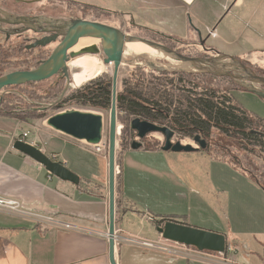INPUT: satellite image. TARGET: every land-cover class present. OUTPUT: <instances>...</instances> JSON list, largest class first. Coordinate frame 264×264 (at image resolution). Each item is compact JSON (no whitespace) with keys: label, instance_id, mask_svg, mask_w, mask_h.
<instances>
[{"label":"crops","instance_id":"0c3cea01","mask_svg":"<svg viewBox=\"0 0 264 264\" xmlns=\"http://www.w3.org/2000/svg\"><path fill=\"white\" fill-rule=\"evenodd\" d=\"M118 1L119 7L109 9L135 13V7L150 5L160 10V20L163 21L175 15L168 16L170 11L177 13L174 17L179 18L181 14L178 13H183V16L189 15L194 20L203 21L202 17L205 18L211 10L219 18L226 10L224 6L227 3V0H193L191 3L185 0ZM244 4L245 0H234L225 14L233 11L232 7L239 8ZM122 6L126 9L120 8ZM219 22L222 24L223 19ZM231 22L224 26L225 30L236 33L235 28H231ZM250 23L254 31L260 22L253 15ZM26 124V121L18 118L0 115V197L17 200L21 206L20 212L0 209V264H111L108 182L94 187L87 179H81L79 185L63 181L42 164L17 150L14 143L22 137L23 132L29 133L26 141L35 145L34 137L28 139L31 132L26 129ZM38 147L45 150L42 146ZM196 152L208 165L202 173L198 168L197 174L193 172L194 176L199 177L193 176L199 185L214 190L213 193L217 195L222 192L232 204L228 185L231 182L236 189L239 186L241 189L249 188L253 196L250 195L257 201L256 206L252 204V207L234 209V212L228 209V215L234 216L235 222L230 223L225 234L228 241L236 239L239 245L229 242L230 250L222 258L207 253L174 255L156 248L153 243L158 242L161 235L157 231L153 235L156 221L162 217H172L186 224L187 218L193 222L192 211L185 213L186 204L191 210L188 198L203 209L205 196L200 191H194V187H185L187 177L176 164V169L171 163L170 167L165 166L164 158H172L166 157L168 151L161 148H129L121 156L116 177L115 249L119 264H264L263 189L230 162L201 150ZM159 160L163 165L160 166ZM160 168L162 172H158ZM220 174L224 185L216 177ZM135 191H146L150 195L148 199L153 198L154 192L157 205L164 201L160 204H167V209L158 207V210L153 211L149 205L153 201L142 204L136 199ZM241 192L239 201L242 204L245 198ZM63 222L81 229L67 230Z\"/></svg>","mask_w":264,"mask_h":264},{"label":"rangeland","instance_id":"374dc122","mask_svg":"<svg viewBox=\"0 0 264 264\" xmlns=\"http://www.w3.org/2000/svg\"><path fill=\"white\" fill-rule=\"evenodd\" d=\"M43 4L37 6L38 11H44L46 14L55 15V16H66L74 18H83L92 21H100L115 27H118L125 34L137 37L141 39L152 40L159 42L172 50L178 51L183 55L190 57H214L216 51L224 52L225 54L232 55L237 57L244 65L250 66L254 71L261 73L264 76V19L262 17L264 4L263 0H245V4L242 7L234 8L229 14H225L227 8L232 5L234 0H227L224 8L226 9L222 12V16L217 18L212 14V11L206 10V14L203 21L194 20L189 15L174 17L177 15L175 11H170L168 16L175 14L173 17H168L167 20H160L162 14L158 8H153V6L147 5L146 7H135V13L117 11L114 7H119L118 0H42ZM122 5V4H120ZM126 9V7H120ZM131 9L130 11H132ZM219 10V9H218ZM251 12H253L251 14ZM167 13H165L166 15ZM260 22L256 30L251 29V18L252 16ZM161 16V17H160ZM223 19L222 24H218L220 19ZM240 18L238 21L237 19ZM180 20V21H179ZM191 23L198 27L203 35L210 33V37L206 42V46L213 48L209 53H204L203 48L198 44L197 33L195 30L190 27ZM237 22L235 23V21ZM167 21V22H166ZM232 21L230 24L233 25L231 28L236 30V33H229L225 30L228 22ZM112 22V23H110ZM262 23V24H261ZM189 26V28H188ZM225 26V27H224ZM174 29V30H173ZM164 33L165 35H171L172 37L179 38V44H172L169 40L161 36H156L155 32ZM196 44V46L187 45V44ZM187 45V46H186ZM102 57V55H98ZM73 58L69 61V72L71 74L70 84L63 83L58 91L51 90L49 95L36 96L30 98V101L37 100V106L43 108L44 113L43 117L40 118H30L26 120V129L31 132L29 140H32L34 137L35 145L44 147V152L52 157L53 159L63 161L67 167L72 171L80 175L81 179H87L94 187L100 186L101 183L108 182V168H109V128H110V109L111 106L107 109L94 108L90 106H83L76 102L63 103L64 98H66L70 92L77 90L82 86L89 84L93 79H90L82 84H78L77 75L82 72L81 68H78V65H74L75 60ZM232 65L231 68L235 70L233 74L245 76L244 79L232 76L223 75V77L216 80V83L222 87H228L230 89H235L237 86L231 84L230 79L234 80L239 84L238 89L234 90V96L236 99L249 111L252 113L264 118V97L253 92L247 86H255L260 91L264 92V86L257 82H253L249 73H245L234 61L229 60ZM179 70V68H174L170 65V62L167 60L157 59L155 61H149L142 57L133 58L130 55L123 56V63L120 66L118 73V86L117 93L120 94L124 90L123 81L129 79L131 82L134 80L135 73H143L146 80H150V77L157 75L161 71H172ZM16 71H11L7 69L4 75H8ZM187 72V71H186ZM245 73V74H244ZM3 75V76H4ZM113 74L104 73L96 78H105L111 81L112 84ZM52 77L42 79L36 84V89L39 91H45L48 89L50 82L53 80ZM50 88V87H49ZM4 91H1L3 93ZM112 92V88H111ZM38 98V99H37ZM62 101V102H61ZM61 103V104H60ZM112 103V101H111ZM1 105V103H0ZM68 109H80V110H93L98 113H101L104 119V132L103 140L101 142V151H97L93 144H90L86 141L75 139L71 136H68L62 132H59L52 128L48 124V119L58 113L66 111ZM117 118L119 124L120 134L117 137V153H116V163L117 167L121 156L124 150L131 148V144L134 140L141 141L143 147H156L158 145L161 148L164 142V136L161 133H152L147 137L140 139L137 137L136 131L131 128L132 116H127L126 113L117 108ZM129 121L128 127L125 126ZM25 121V120H24ZM129 128L132 130L130 132ZM174 141H182L183 144H192L195 148H199V144L194 141L192 137H184L179 133H175ZM209 144H217L218 147H211L213 154L219 156L222 155L226 160H231L239 163L238 165L242 167L245 171L251 173L256 179L264 185V149L260 146L250 145L247 147H242L240 143L235 140H224L221 139L218 133H214L208 140ZM203 151V150H202ZM166 157H172L171 159H165V166L170 167V163L175 168L185 172L187 177L186 188L194 187V191H200L203 193L205 203L203 209L197 207L194 201H188L191 203L188 207L191 210H188L187 204L185 206V213L192 211V220H188L189 225L211 230L215 232L224 233L229 229L230 223L235 222V217L228 215V209H231V212H234V209L252 207L257 205V201L252 196V191L249 188L235 187V184L228 183L230 185L229 191L232 196V204L228 196L220 192L219 195L214 194V190L205 189L203 185L196 182L195 178H199L197 175L194 176L193 172L197 174L198 169L202 173L208 165L203 163L201 156L198 155V152H174L168 151ZM224 154V155H223ZM195 158V159H194ZM198 158V159H197ZM217 158V157H215ZM197 159V161H196ZM218 159V158H217ZM160 166L163 165L159 160ZM202 166V168H201ZM198 168V169H197ZM176 169V168H175ZM203 170V171H202ZM158 172H162V169H158ZM243 172V171H242ZM244 174V172H243ZM162 175V174H160ZM193 176L195 178H193ZM217 179L221 185H224L225 182L220 175H216ZM146 179V177H144ZM83 181V180H82ZM100 184V185H99ZM240 189V190H239ZM194 191L191 193L193 194ZM242 191V192H241ZM242 193V197L245 198L244 203L241 204L239 201V193ZM216 193V192H215ZM254 196L257 197L255 191H253ZM212 194V195H211ZM252 196H251V195ZM228 195V194H227ZM136 199H139V202L142 204L146 201H153V204H149L153 207V211L160 208L167 209V204L157 205V200H155V194L153 192V198L148 199L150 195L146 191H135ZM187 202V198H186ZM254 202V203H253ZM166 207V208H165ZM233 210V211H232ZM191 221V222H190ZM157 222V221H156ZM165 222H162L160 225H163ZM157 227L153 228V235L156 234ZM158 232V231H157ZM159 236V235H158ZM234 245H239V242L236 239H231L228 241ZM156 248H161L165 252L174 255H187L189 253L194 254H210L216 255L220 258L223 257V253L218 252H201L195 247L182 245L170 240H166L160 235L158 242L153 243ZM243 249V248H241ZM240 251V250H239ZM242 251V250H241ZM240 251V252H241ZM239 252V253H240ZM242 253V252H241ZM227 254V253H226ZM227 256V255H226Z\"/></svg>","mask_w":264,"mask_h":264},{"label":"water","instance_id":"95a60500","mask_svg":"<svg viewBox=\"0 0 264 264\" xmlns=\"http://www.w3.org/2000/svg\"><path fill=\"white\" fill-rule=\"evenodd\" d=\"M22 23H28L24 19L20 20ZM19 21V22H20ZM44 21L48 23V27L45 31H53L56 36H61L62 41L55 49L52 56L42 65L34 70L28 71H16L8 75L0 77V91L11 85L23 84L29 81H40L48 78L63 67L66 71V61L68 56L79 57L86 54L99 55L101 53L100 44L103 50V56L100 57L102 63L105 66L114 65V73L112 76V103L110 109V128H109V168H108V187H109V258L111 264H119L116 260L115 249V219H116V177H117V137L120 134L119 124L117 118V102L120 97L117 93L118 86V73L120 66L123 63V56L125 52L126 41L131 38L140 39L145 42H153L166 47L171 52L182 56L183 58H192L190 56L183 55L182 53L172 50L171 48L152 40L141 39L132 37L125 34L118 27L100 22L92 21L83 18L73 19H53L44 18ZM97 38L99 44H93L85 46L77 52H70V50L80 41L81 38ZM48 39L39 41V44H45ZM217 54H222L227 59L229 65H233L229 60H232L239 66L245 73H249L253 82H257L264 86V76L258 75L250 66L244 65L237 57L228 55L219 51ZM211 58V57H202ZM179 68V70L191 72V73H212L217 76L228 75L233 78L239 77L244 79L245 76L233 74L235 70L231 68L228 72L221 70L203 69L197 71H188L185 68ZM244 73V74H245ZM253 92L264 97V92L260 91L255 86H247ZM48 124L55 130L62 132L75 139L86 141L90 144H100L103 140L104 132V119L101 113L93 110H80V109H68L61 113H58L48 119ZM131 128L136 131L137 137L143 139L152 133H161L164 136V142L161 146L163 151L174 152H193L197 149H205L207 147V141L201 136H196L194 141L199 144V148H195L192 144H183L182 141H174L175 131L166 125H160L155 122H151L140 117L133 118L131 121ZM14 147L30 156L40 164H42L47 171L63 181H69L75 185L81 183V177L61 160L57 161L48 156L38 146L24 141L16 140ZM143 147L141 141L134 140L131 144L132 149H139ZM157 231L166 240H170L182 245L195 247L197 250L204 252H218L226 253L228 250V240L224 233L206 230L198 227L191 226L175 220H167L163 225H156Z\"/></svg>","mask_w":264,"mask_h":264},{"label":"trees","instance_id":"16d2710c","mask_svg":"<svg viewBox=\"0 0 264 264\" xmlns=\"http://www.w3.org/2000/svg\"><path fill=\"white\" fill-rule=\"evenodd\" d=\"M1 70L0 68V74L3 73ZM258 75L263 76L261 73ZM221 77L224 78L212 73H191L177 69L163 70L146 80L143 73H135L133 82L129 79L123 81L124 90L118 94L120 100L117 102V108L124 111L128 117H140L166 125L184 137L201 136L207 141V147L195 151L203 150L213 157L230 162L236 169L255 180L264 191L260 180L242 169L238 165L240 162L226 160L222 155L213 154L210 149L218 147L217 144L208 143L214 133H218L221 139L237 141L243 148L255 145L264 149V118L246 109L236 99L233 92L238 89L239 84L233 79H230V82L237 86L235 89L216 83ZM63 83L52 87V90L58 91ZM111 88L110 80L104 77L95 78L89 84L70 92L63 103L76 102L83 106L107 109L112 101ZM19 89L31 98L41 96L31 87L20 86ZM31 107V104L25 103L19 96L9 94L1 102L0 115L25 121L44 116L43 112L30 109ZM127 125L128 120L125 130ZM129 130L132 132L130 128ZM144 148L154 150L159 147L157 145ZM167 220L175 219L162 217L156 224L160 225Z\"/></svg>","mask_w":264,"mask_h":264},{"label":"flooded vegetation","instance_id":"af4514ba","mask_svg":"<svg viewBox=\"0 0 264 264\" xmlns=\"http://www.w3.org/2000/svg\"><path fill=\"white\" fill-rule=\"evenodd\" d=\"M40 4L44 5V2L42 0H0V68L2 69L1 72H3L0 77L5 74L7 69H11V71H28L38 68L52 56L57 46L61 43V36H56L53 31H45L48 23L44 21V18L73 19L74 17L55 16L46 14L44 11H38L37 6ZM22 19L29 22L22 23L20 21ZM190 27L197 33V43L203 48L204 53H209L206 50L212 51L213 48L207 47L205 44L213 30L203 35L201 30L191 23V20ZM153 32H155L156 36H161L172 44H179V38L156 31ZM43 39H48V41L45 44H39V41ZM187 45L196 46V44L190 43ZM99 46L101 48L99 55L103 56L101 44ZM73 58L76 57L68 56L66 71L63 70V67H60L57 72L50 76L53 79L49 84L50 88L48 87L45 91L37 90L36 84L43 81H29L23 84L7 86L1 90L4 92L0 94V103L5 96L13 94L19 96L25 103L31 104L32 107L30 109L44 111L42 110L43 108L37 106V100H32L31 102L29 94L23 92L19 87H31L40 95L48 94L50 96L52 87H56L63 82L70 84L71 74L68 65Z\"/></svg>","mask_w":264,"mask_h":264},{"label":"bare ground","instance_id":"6f19581e","mask_svg":"<svg viewBox=\"0 0 264 264\" xmlns=\"http://www.w3.org/2000/svg\"><path fill=\"white\" fill-rule=\"evenodd\" d=\"M192 1L193 0H185L186 3H191ZM93 44H99V39L91 37L81 38L80 41L70 50V52H77L85 46ZM127 55H130L133 58L142 57L149 61H155L157 59L167 60L170 62V65L185 68L188 71L211 69L228 72L232 67L231 65L226 64L227 58L222 54H217L218 56L211 58H183L182 56L171 52L166 47H161L153 42H145L135 38H131L126 41L124 56ZM74 65H78L77 67L82 69V72H80L76 77L78 84H82L104 73H114V65L111 64L105 66L100 57L95 54L79 56L75 60Z\"/></svg>","mask_w":264,"mask_h":264},{"label":"built area","instance_id":"2783aa9c","mask_svg":"<svg viewBox=\"0 0 264 264\" xmlns=\"http://www.w3.org/2000/svg\"><path fill=\"white\" fill-rule=\"evenodd\" d=\"M29 133L28 132H23L22 137L20 140L26 141V138L28 137ZM94 147L97 149V151H101V143L100 144H93ZM0 209L6 210L9 212H20L21 211V206L17 200L10 199V198H3L0 197ZM63 227L67 230H72V229H81V228H75L71 223L63 222ZM149 245H153L152 243H149ZM230 250L228 247L227 252ZM226 252V253H227ZM225 253H223L224 255Z\"/></svg>","mask_w":264,"mask_h":264}]
</instances>
